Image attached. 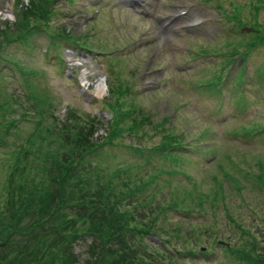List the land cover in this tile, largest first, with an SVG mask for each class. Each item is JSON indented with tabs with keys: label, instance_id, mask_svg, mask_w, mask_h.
I'll list each match as a JSON object with an SVG mask.
<instances>
[{
	"label": "rangeland",
	"instance_id": "obj_1",
	"mask_svg": "<svg viewBox=\"0 0 264 264\" xmlns=\"http://www.w3.org/2000/svg\"><path fill=\"white\" fill-rule=\"evenodd\" d=\"M14 1L0 0V28L13 27ZM28 1L21 0L19 7ZM219 1L223 7L217 6ZM52 5L57 8V15L52 16L48 30L36 33L29 45L19 41L5 48L10 60L0 61V102L10 94L19 101L25 95L19 63L27 70L32 69L29 76L34 86L52 95L57 114L65 113V106H70L79 113L98 115L102 124H97L93 135L96 140L98 136L105 137L108 131L111 111L104 99L109 98L110 89L129 88L117 97L122 108H130L132 118L149 115L158 126L153 130L143 126L138 130L139 135L146 131L142 138L131 134L115 137L119 144L105 145L104 152L93 163L106 166L109 171L122 165L142 173L164 164L169 173L160 175L158 183L163 186L159 195H169L170 189L180 191L183 187L213 191L215 202L226 203L236 224L249 227L261 240L264 188L251 191L244 185L243 196L239 198L229 190L224 177L231 179L227 172L233 167H244L242 159L248 155L249 162H254V157L264 159V42L254 47L247 59L243 54H233L228 46L251 37L242 35L251 32L249 28L236 29L239 21L228 16L253 21L264 29V0H54ZM171 14H176L172 24L177 27L162 28L163 20ZM61 29L84 38L91 50L88 52L79 45L74 48L55 45L51 34ZM68 51L73 52V58ZM100 82H103L101 95L96 91ZM112 96L115 98L116 94ZM9 100L18 107L17 102ZM24 103L27 115L37 116L31 101ZM19 115L18 110L9 113ZM163 119H167L164 126ZM20 125L25 127L21 129L23 132L32 127L31 122L24 120ZM168 132L182 136L179 154L156 153L145 159L147 151L136 155L128 150L130 143L151 149ZM3 158L0 152V181L5 176ZM254 165L252 171L258 172L260 168ZM217 180L225 188L223 195L213 190ZM257 196L263 198L260 206L255 200ZM218 209L221 226L226 216L221 206ZM171 214L172 222L183 219L188 225L201 227L207 226L210 219V213L196 210ZM236 224V234L232 241L229 238L233 244L244 238ZM224 233L226 237L232 234L227 225ZM160 238L150 235L145 243L158 247L160 254L163 251L172 254L171 246H165ZM85 243L86 240H81L75 244L76 253L85 251ZM211 250L213 256L209 260L187 258L186 264H218L216 259H225L220 250Z\"/></svg>",
	"mask_w": 264,
	"mask_h": 264
},
{
	"label": "trees",
	"instance_id": "obj_2",
	"mask_svg": "<svg viewBox=\"0 0 264 264\" xmlns=\"http://www.w3.org/2000/svg\"><path fill=\"white\" fill-rule=\"evenodd\" d=\"M53 1L29 0L20 7L21 0L14 1L13 27L0 28V61L10 60L5 51L9 43L20 41L29 45L36 33L48 30L52 16L57 15ZM217 6L223 7L220 1ZM233 16L228 18L239 21L236 29L249 28L251 32L242 35L251 37L228 46L233 54H243L247 59L254 47L263 44L264 29L253 21ZM51 37L55 45H79L91 50L84 38L66 29L54 31ZM17 66L23 73L25 95L19 101L10 94L0 102V152L5 169L0 181V264H186L187 258L209 260L213 256L211 249L226 255L225 259H216L218 264H264V224L260 240L249 227L236 224L226 203L215 202L213 191L172 188L169 195L163 196L158 194L163 186L158 182L162 173H169L164 164L142 173L122 165L109 171L106 166L93 163L102 155L105 145L119 144L115 137L131 134L142 138L146 131L139 135L138 130L143 126L152 130L158 126L151 116L132 118L130 108H122L117 97L129 88L110 89L109 98L104 99L111 111L110 127L105 137L94 140L93 135L102 124L98 115L79 113L70 106H65V113L57 114L55 100L48 90L33 85L29 76L32 69L28 71L19 63ZM10 98L18 107L11 105ZM25 100L31 101L37 116L27 115ZM17 110L19 117L9 116ZM23 120L32 123L26 132L21 130L25 129L20 125ZM164 120L167 119L162 120V126ZM160 141L151 149L131 143L127 147L136 155L147 151L148 159L156 153L179 154L183 146L182 136L170 132L162 135ZM246 158L242 159L244 167H233L227 172L231 179L224 177L229 190L239 198L244 185L251 191L264 188V159L254 157L255 161L249 162V155ZM252 165L259 171H252ZM166 182L171 184L168 179ZM213 185L214 192L225 193L218 180ZM262 199L255 198L259 206ZM220 206L226 216L221 226L217 216ZM195 210L210 213L207 226L188 225L183 219L170 220L171 211L186 214ZM234 224L244 234L237 244L231 243L236 234ZM225 225L232 233L227 237ZM150 235L161 236V243L171 246L173 253L160 254L158 247L146 244ZM81 240H86L85 251L78 254L74 247Z\"/></svg>",
	"mask_w": 264,
	"mask_h": 264
},
{
	"label": "bare ground",
	"instance_id": "obj_3",
	"mask_svg": "<svg viewBox=\"0 0 264 264\" xmlns=\"http://www.w3.org/2000/svg\"><path fill=\"white\" fill-rule=\"evenodd\" d=\"M195 15H196V13H195ZM197 17L198 16L196 15L195 18H197ZM175 18H176V14H171V15H169V17L165 18L163 20V22H162V24H163L162 28H165V29L169 30V29H173V28L177 27L176 26L177 24H174V25L172 24V20L175 19ZM69 57L72 58V56H69ZM96 91L98 92L99 95L102 94V92H103V82H100L98 84Z\"/></svg>",
	"mask_w": 264,
	"mask_h": 264
}]
</instances>
